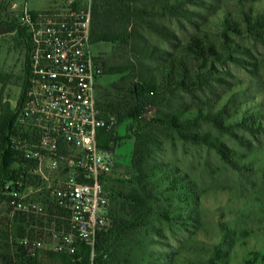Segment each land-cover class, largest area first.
<instances>
[{
	"label": "rangeland",
	"instance_id": "rangeland-1",
	"mask_svg": "<svg viewBox=\"0 0 264 264\" xmlns=\"http://www.w3.org/2000/svg\"><path fill=\"white\" fill-rule=\"evenodd\" d=\"M264 6V0H259ZM27 2L31 11L64 7L66 0H0L2 19H14L15 10ZM155 0H123V6L112 0H91L89 6L79 4V9H100L97 20L109 35L131 34L127 41L115 43L100 42L93 46L101 56L104 69L128 67L121 75L104 74L98 80L96 99L106 113H123L133 105L132 84L136 79L138 65L132 48L143 41L159 50L172 52L191 37L207 38L220 44L218 31L214 29V17L221 12L240 21L244 8L256 5L257 0H195L177 9L160 13H148ZM257 6V5H256ZM146 10V12L144 11ZM135 38V40L133 39ZM248 52L233 53L239 63L227 61L216 64L211 85H204L197 91L186 94L175 92L164 95L158 103L146 109L136 123L126 120L119 126L120 136L116 137L119 160L115 179L122 182L124 193L137 190L134 173L130 167V156L136 135H149L146 144L151 150L149 166L164 164L177 171L187 180L194 200L181 203L177 195L155 189L154 212H166L168 219L154 214L147 226L141 228L124 246L132 248L128 255L115 257L112 264H145L139 258H163L170 264H242L243 260L264 257V42L252 37L230 35L229 41ZM25 44L17 33L0 37V101L8 102L12 108L17 102L23 80ZM149 68L156 64L145 61ZM213 101L226 107L221 120L241 121L246 112L252 128L233 127L221 130L210 122L200 121L183 134H203L208 141L221 147L227 154L224 159L217 148L206 144H193L174 131L158 123H150L160 114L177 110L188 117L191 107ZM226 104V105H225ZM237 106V107H236ZM239 108L240 111H236ZM109 110V111H106ZM258 125V126H257ZM136 126H141L137 131ZM127 176L121 179V176ZM179 195H191L181 191ZM178 210L187 212H178ZM189 211V212H188ZM169 214V215H168ZM182 216H185L182 218ZM17 216H12L6 201H0V264L8 255L14 263L25 264L26 258L11 240L21 235L40 234L41 229L20 230ZM111 227V220L108 228ZM117 246V243L114 244ZM224 256L225 260L214 257ZM123 254H125L123 252ZM157 256V257H154ZM158 262H167L165 260ZM38 264H57L48 253H40ZM147 264V262H146Z\"/></svg>",
	"mask_w": 264,
	"mask_h": 264
},
{
	"label": "built area",
	"instance_id": "built-area-1",
	"mask_svg": "<svg viewBox=\"0 0 264 264\" xmlns=\"http://www.w3.org/2000/svg\"><path fill=\"white\" fill-rule=\"evenodd\" d=\"M91 0H66L64 7L31 11L12 5L28 40L24 87L12 107L6 140L11 154L1 187L12 216L33 220L40 234L11 240L28 258L40 253L73 255L90 249L110 223L105 184L114 177L115 120L97 106L104 67L91 39ZM20 98V101L18 102ZM111 133L108 148L101 134Z\"/></svg>",
	"mask_w": 264,
	"mask_h": 264
},
{
	"label": "trees",
	"instance_id": "trees-1",
	"mask_svg": "<svg viewBox=\"0 0 264 264\" xmlns=\"http://www.w3.org/2000/svg\"><path fill=\"white\" fill-rule=\"evenodd\" d=\"M117 5L123 6V0H112ZM195 0H155L150 6L148 13H160L162 11H173L179 6L191 3ZM257 5L250 8H244L241 12L240 21L233 18L231 15H226L221 12L220 15L214 17V29L218 31L220 44L209 41L207 38L191 37L187 42L179 47V50L167 52L159 50L152 46L146 45L143 41H137L133 38L135 43H140L142 46H135L132 48L133 56L136 57L138 65L129 66V68L136 69V79L132 84L131 95L133 97V105L128 109L125 108L123 113L115 114L110 112V116H115V128L126 120H131L140 123L139 120L146 109L151 105L158 103V99L164 95L181 92L191 94L197 91L204 85H211L213 81H218L213 78V73L216 64H223L231 60L239 63L241 60L232 58L233 53L248 52L245 48H239L232 42H228L230 35L235 34L242 37H252L253 39L264 42V6L257 0ZM75 8L76 5L74 6ZM100 9H104L102 6ZM100 9H94L91 18V39L92 43L108 42L115 43L120 41H127L132 38L131 34L124 35H109L102 27V22L97 20L96 13ZM2 6L0 7V37L10 33H17L25 44V62L23 70V80L21 84V91L24 87L25 75L27 73L28 64V40L22 29L19 28L16 18L11 20H4L1 17ZM146 12V10H144ZM147 13V12H146ZM103 61V60H102ZM149 61L156 65L149 68L143 62ZM103 67L104 63H103ZM128 71V67H108L104 69L106 75H121ZM1 77V76H0ZM1 80V78H0ZM20 101V98L18 102ZM226 105V104H225ZM97 106L105 118H111L102 110L97 99ZM237 107V106H236ZM236 111H240L236 108ZM226 107L219 102L208 101L198 106L191 107L188 117L177 110H169L167 114H160L158 118L153 119L151 123H158L175 133L179 134L183 139L193 144H206L217 148L224 159H228L224 150L208 141L206 135L203 134H183L184 131L195 127L198 122H210L218 129L229 130L233 127L252 128L248 125V121L255 122L256 118L247 119L250 112L243 114L244 118L241 121L221 120L218 117L228 116L224 114ZM13 120V111L8 102L0 101V201L5 200L1 194V187L7 180V172L11 163V154L6 148V140L9 128ZM258 126V125H257ZM141 126H136L137 131ZM111 133L101 134L99 137V146L101 148H108V142ZM148 135H136L133 141V150L130 156V167L134 173V182L138 187L137 190L132 189L124 193L122 182L114 177L108 178L105 184V189L108 194L110 203V220L111 227L107 228L98 235L94 256L90 259V249L85 246L77 248L73 255H61L48 253L52 261L57 264H112L115 257L120 255H128L131 253L130 246H124V243L129 242L130 238L134 236L141 228L147 226V221L154 215L159 214L161 217L168 219L166 212H154L153 201L156 200L155 189L163 186L165 192L171 195H177L175 200L181 203H188L194 200V193L189 190L187 180L184 179L177 171L164 165L157 164L149 166L151 150L146 144ZM121 179L127 176H121ZM181 191H188L191 195H179ZM180 214L182 211L178 210ZM189 212V211H188ZM169 215V214H168ZM18 227L20 230L28 229L29 223L33 220H27L22 216H17ZM185 216H182V218ZM24 235H21L22 238ZM117 243V246L114 244ZM19 249V253L23 255L25 264H38L37 258H28L25 252ZM123 252L125 254H123ZM157 257V256H154ZM216 259L224 261V256H218L214 253ZM152 258V256H151ZM151 258H139L145 264H170L168 258H158L157 260ZM167 262H158L161 260ZM3 264H18L14 263L12 255H8L4 259ZM22 264V263H21ZM209 264H213V258L209 260ZM242 264H264V257L253 258V260H243Z\"/></svg>",
	"mask_w": 264,
	"mask_h": 264
},
{
	"label": "crops",
	"instance_id": "crops-1",
	"mask_svg": "<svg viewBox=\"0 0 264 264\" xmlns=\"http://www.w3.org/2000/svg\"><path fill=\"white\" fill-rule=\"evenodd\" d=\"M119 128H120V126H118L117 128H115V134H116L118 137L120 136ZM115 153H116L117 160H119V158H120V156H119V151H118V150H115Z\"/></svg>",
	"mask_w": 264,
	"mask_h": 264
}]
</instances>
